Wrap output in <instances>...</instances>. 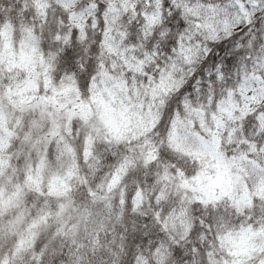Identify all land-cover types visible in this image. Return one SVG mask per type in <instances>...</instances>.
<instances>
[{"label":"snow or ice","instance_id":"snow-or-ice-1","mask_svg":"<svg viewBox=\"0 0 264 264\" xmlns=\"http://www.w3.org/2000/svg\"><path fill=\"white\" fill-rule=\"evenodd\" d=\"M0 264H264V0H0Z\"/></svg>","mask_w":264,"mask_h":264}]
</instances>
